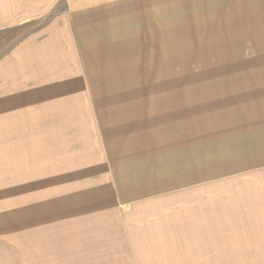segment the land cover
Here are the masks:
<instances>
[{
	"label": "rangeland",
	"instance_id": "obj_1",
	"mask_svg": "<svg viewBox=\"0 0 264 264\" xmlns=\"http://www.w3.org/2000/svg\"><path fill=\"white\" fill-rule=\"evenodd\" d=\"M121 1L0 0V264H264V0Z\"/></svg>",
	"mask_w": 264,
	"mask_h": 264
},
{
	"label": "crops",
	"instance_id": "obj_2",
	"mask_svg": "<svg viewBox=\"0 0 264 264\" xmlns=\"http://www.w3.org/2000/svg\"><path fill=\"white\" fill-rule=\"evenodd\" d=\"M166 1L167 0H132V1H121L120 3H114V4H111V3L115 1H110L111 3L109 4V7H106L104 10L101 9V10H97V12H90V13L87 12V13H84V15L82 16H84V18L92 17V16H101L102 11H107V14L110 15V11L108 10V8L119 6V5H122L123 7H125V9H128L129 7L135 8V10L137 11H135L136 17L134 21L136 22V24L137 22H139L138 29H137V32L138 30L139 32L135 33V36H136L135 38L137 37L143 38L144 33H146L147 28L150 25L151 27H156L158 24L161 23L162 18L158 17V15L161 14L160 12L161 10L155 9V5L164 4ZM79 7H82V5ZM147 7H149V9H147ZM121 11H124V10H121ZM105 14L106 13H103V15ZM162 16H165V15L163 14ZM75 29H76V33L78 36V30L77 28ZM108 33L109 32H105V34H108ZM108 40L110 39H107V41ZM1 109H3V107Z\"/></svg>",
	"mask_w": 264,
	"mask_h": 264
},
{
	"label": "bare ground",
	"instance_id": "obj_3",
	"mask_svg": "<svg viewBox=\"0 0 264 264\" xmlns=\"http://www.w3.org/2000/svg\"><path fill=\"white\" fill-rule=\"evenodd\" d=\"M111 61V60H110ZM183 92H182V94L180 95L181 97H182V95H183V97H182V99H186V103L185 104H187V106H189L188 105V99H189V96L188 97H184L185 96V93H188V94H190V90H189V87H188V84H186L185 86H184V88L182 87V88H180ZM213 89H214V87H213ZM212 89V90H213ZM197 92H200L199 91V89H197L196 90ZM205 93H207L206 91H205ZM155 94H157V93H155ZM264 94V93H263ZM218 95V94H217ZM258 95H260V92H259V94ZM262 95V94H261ZM220 96V95H219ZM218 96V97H219ZM222 98V97H221ZM168 100H170V99H168ZM223 100V99H222ZM261 100V99H260ZM260 100H259V102H260ZM262 100H264V98L262 99ZM218 101V100H217ZM220 101V100H219ZM153 102H157V100H154ZM152 102V103H153ZM183 102V101H182ZM259 102H258V105H259ZM262 102H264V101H262ZM163 103L164 102H162V106H163ZM234 103V102H233ZM210 104H212V102H210ZM222 104V103H221ZM167 105L169 106V108H171L170 106L171 105H173V103L171 102V101H167ZM227 105V104H226ZM155 106V105H154ZM193 107H194V105H192ZM207 106H209V104L208 103H206V107ZM263 106V105H262ZM152 107V106H151ZM153 108V107H152ZM167 108V107H166ZM169 108H167L168 109V111H169ZM192 109V108H191ZM190 109V111H191V114H193V112L192 111H194L193 109L191 110ZM194 109H195V111L196 112H198L199 113V117H198V119H200L201 117H200V114H206L207 112H211L210 110H208V111H206L207 109L203 106V105H201V106H198V108H195L194 107ZM198 109V110H197ZM154 111V109L152 110L151 109V111H150V115H152L151 113ZM220 111V110H219ZM228 111V110H227ZM236 111V110H235ZM156 112V111H155ZM167 112V111H166ZM255 112V111H254ZM262 112V111H261ZM154 113V112H153ZM171 113V112H170ZM263 113V112H262ZM261 113V114H262ZM173 114V113H172ZM179 114V113H178ZM195 114V113H194ZM229 114V113H228ZM166 115H168V113L166 114ZM170 115V114H169ZM213 115V114H212ZM231 115V114H230ZM152 117V116H151ZM169 116H167V118H168ZM260 108L259 109H257V114H256V116L254 115L253 117H252V119H251V122H253V123H256V124H258V125H262L263 124V120H261L260 118ZM152 118H154V117H152ZM167 118H165L166 120H168ZM170 118V117H169ZM183 118V117H182ZM204 118H206V119H204ZM216 118L218 119V120H220L221 121V115L220 114H217V112H216ZM228 118V117H227ZM234 118V117H233ZM263 118V117H262ZM202 119H204V120H207L206 122H209L208 120H209V118H207V116L205 115V116H203L202 117ZM212 119H214V116H212L211 118H210V120H212ZM235 119V118H234ZM148 120V119H147ZM151 120H153V119H151ZM157 120V119H156ZM191 120V119H190ZM227 120V119H226ZM226 120H224L225 121V123L227 122ZM153 121H155V120H153ZM170 120H168L166 123L167 124H169L170 122H169ZM220 121H217V122H220ZM157 122H165V120L164 119H158L157 120ZM183 122V121H182ZM232 122V121H231ZM236 122V121H235ZM150 123H152V122H150ZM155 123H156V121H155ZM177 123V122H176ZM149 124V123H148ZM158 124V123H157ZM162 124V123H161ZM166 124V125H167ZM178 124V123H177ZM230 124V123H229ZM154 125H156V124H154ZM170 125V124H169ZM234 125H236V124H234ZM159 126V125H158ZM168 126V125H167ZM191 125H189V127H190ZM257 126V125H256ZM164 127V126H163ZM185 127V126H184ZM237 127V126H236ZM165 128H167V127H165ZM263 128H264V124H263ZM151 129V128H150ZM155 129V128H154ZM161 129H162V125H161ZM160 128H159V130H161ZM168 129V128H167ZM165 130V129H164ZM170 130V129H169ZM152 131H154V130H152ZM163 131V130H162ZM164 132V131H163ZM155 133V132H154ZM174 133H176V132H174ZM261 133V132H260ZM263 133V132H262ZM261 133V134H262ZM159 134H161V133H159ZM169 134V133H168ZM182 134H184V133H182ZM202 134V133H201ZM204 134V133H203ZM155 135H157V133L155 134ZM176 135V134H175ZM192 135V134H191ZM205 135V137L207 136L206 134H204ZM162 136V138H166V136L165 137H163L164 135H161ZM168 136V135H167ZM177 136V135H176ZM180 136V135H179ZM156 137V136H155ZM205 137H203V138H205ZM151 138H153V137H151ZM161 137L159 138H157V139H162ZM173 138V137H172ZM179 138V137H178ZM177 138V139H178ZM149 139V138H148ZM185 139V138H184ZM264 139V138H263ZM152 140H155V138L154 139H152ZM181 140V139H180ZM189 140V139H188ZM196 140H197V138H196ZM158 141V140H157ZM165 141V140H164ZM185 141V140H184ZM194 141V140H193ZM152 143H154V141L152 142ZM161 143H163V142H161ZM176 143V142H175ZM203 143V142H202ZM159 144H160V142H159ZM180 145V144H179ZM152 146V145H151ZM154 146H155V144H154ZM177 147H178V145H177ZM179 148V147H178ZM149 165V164H148ZM151 166V169H152V165H150ZM147 168H148V166H147Z\"/></svg>",
	"mask_w": 264,
	"mask_h": 264
}]
</instances>
